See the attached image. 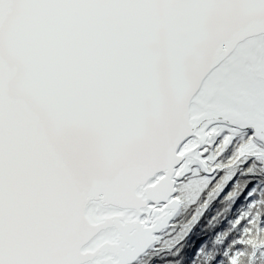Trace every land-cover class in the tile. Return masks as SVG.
Segmentation results:
<instances>
[{"label": "snow or ice", "instance_id": "6c2138e0", "mask_svg": "<svg viewBox=\"0 0 264 264\" xmlns=\"http://www.w3.org/2000/svg\"><path fill=\"white\" fill-rule=\"evenodd\" d=\"M70 4L163 10L168 39L113 22L50 54ZM26 187L80 218L68 244L42 242ZM149 255L264 264V0H0V264Z\"/></svg>", "mask_w": 264, "mask_h": 264}, {"label": "water", "instance_id": "95a60500", "mask_svg": "<svg viewBox=\"0 0 264 264\" xmlns=\"http://www.w3.org/2000/svg\"><path fill=\"white\" fill-rule=\"evenodd\" d=\"M49 16V28L41 34L40 44L50 54L70 51L81 40L103 45L106 43L103 28L113 22L139 29L157 28L153 41L156 45H162L168 39L163 10L70 4L51 10ZM220 23L227 27L231 21L222 20ZM201 48L208 51L209 42L202 41ZM137 162L133 156L123 164L132 167ZM25 191L39 201L42 242L57 248L68 244L80 218L73 217L65 201L57 195L38 193L31 187H26Z\"/></svg>", "mask_w": 264, "mask_h": 264}, {"label": "trees", "instance_id": "16d2710c", "mask_svg": "<svg viewBox=\"0 0 264 264\" xmlns=\"http://www.w3.org/2000/svg\"><path fill=\"white\" fill-rule=\"evenodd\" d=\"M143 264H152V257H151V255L145 257Z\"/></svg>", "mask_w": 264, "mask_h": 264}]
</instances>
